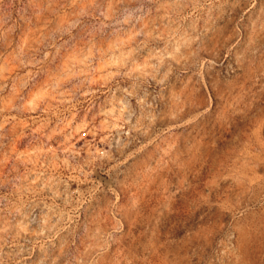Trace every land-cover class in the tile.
<instances>
[{
	"label": "rangeland",
	"instance_id": "obj_1",
	"mask_svg": "<svg viewBox=\"0 0 264 264\" xmlns=\"http://www.w3.org/2000/svg\"><path fill=\"white\" fill-rule=\"evenodd\" d=\"M0 264H264V0H0Z\"/></svg>",
	"mask_w": 264,
	"mask_h": 264
}]
</instances>
